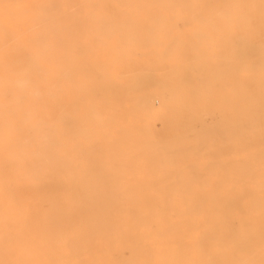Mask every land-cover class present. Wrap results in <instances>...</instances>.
Listing matches in <instances>:
<instances>
[{"label":"bare ground","instance_id":"6f19581e","mask_svg":"<svg viewBox=\"0 0 264 264\" xmlns=\"http://www.w3.org/2000/svg\"><path fill=\"white\" fill-rule=\"evenodd\" d=\"M50 4L66 7H34L26 26L25 9L0 7V85L11 75L9 99L0 87V154L11 123L21 161L0 168V184L25 210L15 225L25 243L10 251L0 199V262L260 260V0H0ZM222 15L240 20L235 40L215 31ZM41 57L55 62L53 73ZM233 57L252 74L234 76ZM28 110L38 122L23 120Z\"/></svg>","mask_w":264,"mask_h":264},{"label":"snow or ice","instance_id":"6c2138e0","mask_svg":"<svg viewBox=\"0 0 264 264\" xmlns=\"http://www.w3.org/2000/svg\"><path fill=\"white\" fill-rule=\"evenodd\" d=\"M261 3V40H262V48H264V0H260ZM0 7L3 8H23L25 9V13L20 23L22 26H26L31 22V9L34 7H66L64 5H2ZM80 7H88V6H80ZM96 7L104 8L103 5H98ZM214 29L217 33L220 34L224 41L229 39L235 40L239 36V32L241 29L240 20L236 16L232 15H222L219 20L215 22ZM20 37L28 40L30 37L26 34V32H21ZM85 45H91L93 43L91 37L87 34H84L82 37ZM121 42V37L118 32H112L109 34L107 47L113 52L119 49ZM213 49V55L216 54L217 46L215 43L210 45ZM222 51V49L220 50ZM232 67V73L236 77H247L252 74L253 66L249 64H244L235 60ZM41 65L42 69L45 73L50 74L53 73L57 65L54 61L49 58L41 57ZM112 74L114 78H118L121 72V67L119 61H114L112 64ZM260 78L262 86H264V60L261 61L260 64ZM2 87L5 97L10 92L11 89V75L7 73L4 77L3 84L0 85ZM226 97V93L220 97H217V100H222ZM201 103H210L215 102L209 98H204L200 101ZM39 112L34 110L24 111L22 113V118L26 122H38L39 120ZM17 129L11 124L8 123L6 125L4 139H3V153L0 154V168L4 170H8L21 163V161L11 152V146L15 142ZM262 179H264V153H262ZM0 199L5 202L6 205V224H5V234L4 240L6 246L10 251H16L18 249L22 250V245L25 243L22 235V229L16 228L17 222L23 217L24 209L18 204L14 195L10 191L7 184L0 185ZM262 220H264V208H262ZM59 246L67 252L69 250V242L64 239L60 240ZM249 254H251V249H249ZM260 254L261 259L256 261L254 259H240L226 262V264H264V233H262L261 245H260ZM0 264H30L27 261H12V262H0ZM47 264H96L94 261H71V262H63V261H49ZM145 264H169L167 261H146ZM208 264H216V262H208Z\"/></svg>","mask_w":264,"mask_h":264},{"label":"rangeland","instance_id":"374dc122","mask_svg":"<svg viewBox=\"0 0 264 264\" xmlns=\"http://www.w3.org/2000/svg\"><path fill=\"white\" fill-rule=\"evenodd\" d=\"M57 11V10H59V9H53V11ZM3 28V25L2 24H0V29H2ZM3 94V96H4V98L5 99H9L10 98V93L7 95V97H5V95H4V92L2 93ZM212 118V115H210V114H204L203 115V118L204 119H206V121L209 123V124H213L214 123V119H208V118ZM209 120H211V121H209ZM160 121H156L155 122V127L157 128V129H161L162 128V123H160ZM263 141V143H264V137L263 138H261V141L260 142H262ZM1 185V184H0ZM255 249V248H254ZM254 249H252V250H254ZM255 250H260V248H257V249H255ZM241 251H244V248H241ZM259 261V260H258Z\"/></svg>","mask_w":264,"mask_h":264}]
</instances>
